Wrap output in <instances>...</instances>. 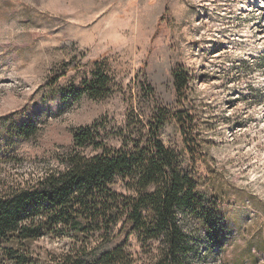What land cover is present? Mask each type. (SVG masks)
Listing matches in <instances>:
<instances>
[{
  "label": "rangeland",
  "instance_id": "374dc122",
  "mask_svg": "<svg viewBox=\"0 0 264 264\" xmlns=\"http://www.w3.org/2000/svg\"><path fill=\"white\" fill-rule=\"evenodd\" d=\"M177 68L189 76L181 97ZM95 70L114 84L105 97L77 88ZM143 74L166 115L160 139L197 180L199 210L225 226L220 248L180 217L188 264H264V0H0V188L61 170L80 126L151 122ZM65 242L35 241L31 264Z\"/></svg>",
  "mask_w": 264,
  "mask_h": 264
},
{
  "label": "trees",
  "instance_id": "16d2710c",
  "mask_svg": "<svg viewBox=\"0 0 264 264\" xmlns=\"http://www.w3.org/2000/svg\"><path fill=\"white\" fill-rule=\"evenodd\" d=\"M66 68L74 70L78 62L72 60ZM172 79L177 95L183 96L188 72L174 69ZM113 85L108 74L95 70L77 88L99 98L110 94ZM140 86L154 113L151 122L131 125L124 116L122 121L101 118L80 126L61 158V170L25 186L0 188L2 263L31 264L34 255L38 260L32 245L45 238L67 240L61 253H49V264H188L193 246L180 217L189 215L205 228L212 245L223 246L225 226L219 212L208 218L199 210L197 180L160 139L166 115L145 74ZM85 149L92 153L85 154ZM131 235L143 257L129 250Z\"/></svg>",
  "mask_w": 264,
  "mask_h": 264
}]
</instances>
